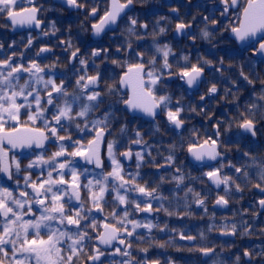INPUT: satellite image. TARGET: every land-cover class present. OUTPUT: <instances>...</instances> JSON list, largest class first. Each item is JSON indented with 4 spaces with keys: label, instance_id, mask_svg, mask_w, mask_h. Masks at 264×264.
Wrapping results in <instances>:
<instances>
[{
    "label": "snow or ice",
    "instance_id": "obj_1",
    "mask_svg": "<svg viewBox=\"0 0 264 264\" xmlns=\"http://www.w3.org/2000/svg\"><path fill=\"white\" fill-rule=\"evenodd\" d=\"M140 2L144 3L146 0ZM63 3L74 9L86 7L83 0H63ZM16 5L17 0H0V15L7 17L12 25L40 26L41 21L37 18L39 8L32 7L17 12L14 10ZM134 7L135 0H106L103 15H99L100 7L96 0H92V6L85 14V19L90 17L98 20V23L91 25L92 34L100 36L106 30L114 32L123 23L127 38L115 49V54L121 57L119 59H110L107 48H93L86 55L81 54L78 47L75 48L69 59L70 62L78 61L81 67L75 69L77 78L74 84L70 82L65 86L64 79L57 84L53 68L41 67L36 60L29 61L27 66L17 63L13 59L17 56L15 52L0 59V173L12 181L18 190L14 191L0 184V264H105V260L108 264H160L158 259L147 258V247L133 249V241L147 242L151 246V239L140 235L137 229H146L147 233L151 234L153 228L162 232L167 225L159 228L151 221L142 222L130 218L129 208L133 213H151L152 204L146 200L143 201L144 207H141V202L136 198L130 200L129 194L136 192L144 197L162 201L164 198L156 193L166 178L160 175V183L155 184L151 190L148 189L146 181L145 185H141L139 181L144 180V177L139 170L145 165L146 157L147 163L156 165V157L152 155L154 145L144 139L140 127L129 129V124L136 119L146 120L152 125L148 135L155 136L161 132L157 118L163 117L165 124L172 130L182 129L185 123L182 118L184 106L179 100L173 104L172 95L167 91L166 77L173 75V65L169 63V57H175L176 53L169 44H160L157 39L167 31L161 26V21L167 18L160 17L153 23L152 45L149 49L141 51L139 41L148 34L149 24L140 22L138 16L128 15ZM172 11L178 13V9ZM217 11L219 17L215 15ZM192 19L195 20L196 17L193 16ZM201 22L204 25L199 30L201 40L212 43L217 34L223 37L227 32L228 38L236 47L234 51L226 52V55L230 60L244 58L235 65L239 71L236 79H232L224 76V56L218 57L219 67L214 71L219 72L220 77L232 86L223 89L224 96L231 95L235 102L239 99L236 94L240 92L241 87L251 86L244 111L239 113L238 121L217 119L213 133L215 139L209 137L199 144L193 141L187 148V152L196 161H204L205 158L216 161L218 158L223 159L228 151L226 145L232 143L231 139L220 141L222 127L224 132H228L235 123L242 133L255 137L258 131L257 123L264 122V78L255 71L253 60L255 56L264 58V0H218L216 7L212 9V19L203 16ZM50 28L53 35L59 31L56 21H50ZM190 28L191 23L185 24L181 21L176 24L178 35H191V39L195 41L197 36L185 31ZM44 35H48V32H44ZM15 43L13 41V45ZM32 43V38H28L26 47ZM65 47H73L71 39L66 42ZM213 47H216V44H213ZM3 48V43H0V49ZM49 51L51 49L42 47L36 55L40 56L41 53ZM146 51H151V55L146 56ZM22 56L23 53H20V57ZM97 59L101 62L110 60V64L122 71L117 73L115 68H105L102 71L96 63ZM182 59L186 63L175 75L189 88L198 87L203 82L204 66H212L213 61L198 57V64H192L187 55L182 56ZM245 64L254 73V79L245 74ZM233 66L229 64L228 68ZM89 67L95 74H89ZM240 80L243 85L238 83ZM257 82L259 89L256 88ZM126 89H130V92ZM218 91L220 89L217 84L212 83L206 93L208 100L216 99ZM200 100L205 102L204 106L207 105L205 95H201ZM239 107L237 104L238 110ZM203 110L202 107L201 111ZM189 111L195 112L196 108L190 106ZM118 113L127 114L133 120L122 118ZM137 113L141 115L137 116ZM204 114L208 115L207 112ZM22 116L26 119L22 120ZM38 121L43 125L42 128L35 127ZM117 124L118 130L114 127ZM129 131L133 132L135 138L131 139L129 145L122 144L121 141ZM73 133L80 138L73 139ZM89 136L91 139L87 138ZM109 136L114 138L107 140L106 137ZM49 142L55 144L56 151H49L46 147ZM159 143H162V139ZM102 144L106 148L109 171H104V160L100 155ZM6 145L20 149L35 147L43 151L36 154L35 160L22 166L21 161L15 157L9 159L10 149H6ZM131 145H143V148L133 152ZM120 147H126L127 150L119 152ZM69 148L72 150L69 151ZM177 148L176 143L169 144L165 148L168 153L166 156L156 149L157 155L164 160V164L156 166L174 168L175 174L168 182L175 181L177 187L184 185L187 188V197L194 193V189L187 187L182 168L176 166ZM179 148H183L182 142ZM237 151H240L239 148ZM133 156L137 171H126L118 157L130 161ZM238 159L241 161L239 166L231 160L228 161L227 167L233 173L231 176L221 175L223 164L203 175L216 187L223 184L226 194L232 189L237 193L243 192L242 184L245 187L252 185L264 194V154L244 151ZM83 165H93L101 171L89 178L91 172ZM37 168L40 172L33 179L31 170ZM81 177H84L83 181ZM187 179L193 178L189 175ZM253 179L258 182L252 184ZM21 181L23 190H19ZM195 197L196 203L204 206V199L200 198V194L195 193ZM228 203L225 196L216 199L217 205L227 206ZM86 204L90 207H86ZM106 204L114 209L109 214L111 222L108 216L103 217L102 221H97L91 215L92 210L103 212V206ZM258 205L264 210V199H260ZM34 206H38L35 211ZM120 206H123L122 216L115 210ZM204 210L207 212L206 207ZM164 211L173 215L167 209ZM259 215V212H253L254 217ZM240 225L243 229L241 236L253 234L252 225L243 219ZM236 232L237 224L233 222L230 232L225 234L234 236ZM260 234L264 235V229L260 230ZM179 236L182 240L195 239L190 235L185 236L183 232L179 233ZM94 240L98 243H93ZM113 242L118 245L114 247V251L101 249V246H112ZM156 246L165 247L163 243ZM86 248L89 251L86 252ZM198 250L204 256L215 252L213 248L208 247ZM134 251L137 255L142 252L145 256L137 259ZM117 254L121 257L118 262L114 259ZM254 254L264 262V247L243 251V256L249 260ZM82 256L86 259L82 260ZM240 261L241 257L237 255L234 264H240ZM214 264L221 262L214 261Z\"/></svg>",
    "mask_w": 264,
    "mask_h": 264
},
{
    "label": "flooded vegetation",
    "instance_id": "obj_2",
    "mask_svg": "<svg viewBox=\"0 0 264 264\" xmlns=\"http://www.w3.org/2000/svg\"><path fill=\"white\" fill-rule=\"evenodd\" d=\"M86 7L83 9H74L63 3V0H17L16 8L17 12H22L25 9H30L32 7H37L40 11L37 14V18L41 21L39 27L32 25L17 26L12 25L8 21L7 17L0 15V43H3L4 48L0 49V59H4L6 56H11L13 52L17 54L13 59L17 63H27L31 60H36L41 67L50 66L53 68L54 78H56L57 84L60 83L61 79L65 80V86L71 82L74 84L77 76L75 75V69H79L81 66L78 61L74 60V63L70 62V54L75 48H79L81 54L89 53L93 48H107L109 50L110 59H119L121 57L115 54L116 47L120 46L123 41L127 38V33L124 32L125 25L123 23L113 32L106 31L100 39H94L91 31V25L93 23H98V20H93L90 17L85 19L86 11L92 6V0H83ZM106 0H96V4L99 5L100 11L99 15H103V8L105 6ZM218 0H146V2L141 3L140 0H135V7L132 11L128 12L130 16H138L140 22H147L149 24L148 34L145 38L139 41L141 45L140 50L145 51L149 49L152 45V27L153 23L160 19V17H166V20L161 21V26L167 29L166 33L159 36L157 39L160 44H169L173 51L176 53L175 57H169V63L173 65L171 77H166L167 91L172 95L173 104L177 100L184 106V112L182 113V118L184 119V127L182 129L172 130L170 126L166 125L163 117H158L157 120L161 127V132L155 136H149L148 131L152 125L146 120L136 119L133 120L132 117L127 116L124 113H118L117 115L133 120L129 124V129L135 127H140L141 131L144 133V139L149 143L154 145L152 150V155L156 157V165L164 164V160L161 156L157 155L156 149H159L163 156L168 153L165 148L171 143H176L177 148V160L176 166L181 167L183 173L186 176L185 184L187 187L194 189V193L185 196L187 188L184 185L177 187L176 182H168L170 177L175 174L174 168H160L156 165L146 163L139 170L144 180L139 181L141 185H145L147 182V187L149 190L155 184H159V176L164 175L166 180L160 185L156 195L162 196L164 199L161 201L159 199L153 200L150 197H144L139 193L133 192L129 194V199L136 198L138 202H141V207H144L143 201H150L152 204V212H135L133 213L131 208H129L130 218H135L142 222L151 221L153 224L163 228L167 225L165 231H159L158 228H153L151 234L147 233L146 229H137V232L145 237H149L152 241L151 246L147 242L137 243L133 241V249L145 248L147 247L148 253L147 258L150 260L158 259L160 264H214V261L221 262V264H234L235 257L239 255L241 257L240 264H264L259 257L255 254L253 258L249 260L243 256V251L245 249L252 251L253 249L258 250L260 247H264V235L260 234V230L264 229V210L259 208L258 201L264 199V194H262L258 189L252 185L245 187L243 192H235L234 189L230 190L229 194H226L224 189L225 186L222 184L216 187L208 177L203 174L212 171L216 167H220L221 164L224 165L221 175L227 174L229 176L233 175L232 170L227 167L228 161L231 160L232 163H236L237 166L240 164L241 152L250 151L253 154L261 155L264 154V122L257 123V135L251 137L250 134L242 133L233 123V126L228 132H224L223 127L221 128L220 141H228L231 139L232 143L227 144L228 151L225 153L223 159L218 158V160H208L205 158L204 161L194 162L190 160V155L187 152L188 146L195 141L196 143H203L205 139L211 137L215 139L213 135L215 128V122L217 119L233 121L234 119L238 121L240 119V112L244 111V104L251 91V86L241 87V90L236 95L239 99L233 102V97L231 95L225 97L223 89L225 87H232L226 79L220 77V73L214 71L216 67H219L217 63L219 56H224V76L236 79L239 68L235 67L241 61L243 57H237L234 60H230L226 52L234 51L236 45L233 41L228 38V33L225 32L223 37L217 34L216 39L212 43L203 41L199 38V30L204 25L201 22L203 16H208L212 19V9L216 7ZM172 9H178L177 12H173ZM216 17H219V11L215 13ZM193 16L196 17L193 20ZM50 21H56V26L59 29L54 35L51 33ZM185 24L191 23V28L185 31L197 36V39L193 41L191 35L177 34L176 24L180 22ZM225 23H227L225 21ZM219 27V25H216ZM44 32H48V35H44ZM124 33L123 35L121 33ZM32 38V45L26 47L28 38ZM63 38L62 40L60 38ZM71 39L72 48H66V42ZM13 41L16 43L13 45ZM216 44V47H213ZM12 45V47H9ZM135 46V45H134ZM47 47L51 51L46 53H41L37 56L36 53L39 52L40 48ZM20 53L23 56L20 57ZM55 55L58 58L62 57L64 61L68 63L69 66H55ZM151 55V51H146V56ZM187 55L190 58L192 64H198V57L213 61L212 66H204V71L202 75L203 82L199 86H193L189 88L184 81L180 80L178 76L175 75L182 69V66L186 63L182 56ZM250 55V53H249ZM255 62V71L264 78V66H257L260 62L255 57H253ZM96 63L100 66L103 71L105 68L113 69L115 65L110 64V60L97 59ZM234 65L232 68H228V65ZM75 66V67H74ZM203 66V65H198ZM47 70V69H46ZM117 73L122 70L115 68ZM55 72L61 73L60 75H55ZM89 74H95L91 67L88 69ZM245 74L249 75L250 78H255L252 70L245 64L244 67ZM83 74V73H80ZM46 79L48 77H45ZM212 83L217 84L218 93L216 94V99L208 100L207 89ZM239 84L243 85V81H238ZM256 88L259 89V83H256ZM129 91V89H126ZM233 92L235 88L233 87ZM43 95V93L41 94ZM205 95L204 101L200 100V96ZM237 104H239V110L237 109ZM196 108L195 112L189 111V107ZM203 107V112L201 108ZM173 110H175L173 108ZM207 112L206 116L204 113ZM209 116L211 119H209ZM22 120L26 117L22 116ZM36 128H42L43 125L38 121L35 125ZM118 130L119 124L114 126ZM195 130V132L193 131ZM179 133V134H177ZM63 135V133H61ZM80 137L73 133V139H79ZM91 139V137H87ZM113 136L106 137L107 140L113 139ZM133 132L129 131L124 139L121 141L122 144H131V139H134ZM162 143H159L161 141ZM218 141V143L220 142ZM183 143V148H179V145ZM6 149H10L8 152L9 159L12 157L21 161L22 166L29 163L31 160L36 159V154L43 151V149L37 150L36 148H31L26 152H16L14 148L6 145ZM46 147L49 151H56L57 148L55 144L46 143ZM143 145H131L133 152L141 151ZM239 148L240 151H237ZM72 149L69 148V151ZM126 147H120L119 152L126 151ZM106 148L103 145L102 158L104 160V165L107 167L106 171L110 170L109 161L106 158ZM121 162L124 164L126 171L135 172L136 160H130L128 164L122 157ZM78 159V158H77ZM89 168L92 175L100 172L101 170L94 168L93 165H83ZM104 167V171H105ZM33 179L39 174L40 169H33ZM45 167V175H46ZM55 175V173H54ZM193 179H187L188 176ZM68 178L67 176L65 177ZM84 177H81V181ZM239 182V181H237ZM256 181L253 179L252 184ZM0 184L8 187L11 190L18 191L15 184L12 181L6 179V177L0 173ZM23 190V182L21 181V188ZM195 193L200 194V198L204 199V206H200L196 203ZM83 195V193H82ZM219 196H225L229 203L227 206L217 205L216 199ZM111 200L112 197H106ZM163 204V208H161ZM34 206V211L36 210ZM66 207H68L66 205ZM86 207L90 205L86 204ZM103 212H97L95 209L92 210L91 215L94 216L97 221H102L103 217L108 216L109 222H111L110 213L114 210L109 205H104ZM207 208L205 212L204 208ZM123 206L115 209L119 215L122 216ZM159 209V210H158ZM164 209L172 212L173 215H168ZM253 212H259L258 217L253 216ZM38 214V213H37ZM243 219L247 224L252 225L253 234L248 236H241V231L243 230L240 221ZM2 221V218H0ZM237 224L236 235L232 236L230 234H225L230 232L232 223ZM225 225L227 227L225 228ZM130 227V226H129ZM183 232L185 236L195 237L194 240L189 241L187 239H180L179 233ZM203 233V236H201ZM131 239V238H129ZM127 242V241H126ZM93 243H98L93 241ZM163 243L165 247L161 248L156 245ZM118 246L117 242H113L112 246H101L102 250L107 252L114 251V247ZM121 248L123 246H120ZM201 247L213 248L215 250L214 254L209 256H204L198 249ZM85 251H89L88 248ZM134 256L137 259L144 257L145 254L140 252L138 255L134 251ZM86 259V257L81 258ZM117 262L121 257L117 254L114 258ZM105 264L108 261L105 260Z\"/></svg>",
    "mask_w": 264,
    "mask_h": 264
},
{
    "label": "water",
    "instance_id": "obj_3",
    "mask_svg": "<svg viewBox=\"0 0 264 264\" xmlns=\"http://www.w3.org/2000/svg\"><path fill=\"white\" fill-rule=\"evenodd\" d=\"M61 1V0H60ZM107 31V30H106ZM105 31V32H106ZM104 33H102L100 36H94L93 35V38L94 39H100L101 37H102V35H103ZM257 58H261V59H264V58H262V57H259V56H256ZM74 63V60H72L71 61V64H73ZM130 90V89H129ZM139 115H141V114H139V113H137V116H139ZM35 148V147H34ZM37 150H40L39 148H36ZM27 150H29V148H24V149H20V148H14V151H16V152H26ZM102 150H103V144L101 145V148H100V155L102 156ZM190 157H191V155H190ZM191 159L194 161V162H198V161H196V160H194L192 157H191ZM127 163H130V161H126ZM233 236V235H232Z\"/></svg>",
    "mask_w": 264,
    "mask_h": 264
},
{
    "label": "trees",
    "instance_id": "obj_4",
    "mask_svg": "<svg viewBox=\"0 0 264 264\" xmlns=\"http://www.w3.org/2000/svg\"><path fill=\"white\" fill-rule=\"evenodd\" d=\"M61 40L63 39L62 37L60 38ZM55 66H69L68 63L66 61H64L62 59L61 56H59L58 58L55 55ZM61 73L55 72V75H60Z\"/></svg>",
    "mask_w": 264,
    "mask_h": 264
},
{
    "label": "rangeland",
    "instance_id": "obj_5",
    "mask_svg": "<svg viewBox=\"0 0 264 264\" xmlns=\"http://www.w3.org/2000/svg\"><path fill=\"white\" fill-rule=\"evenodd\" d=\"M107 170V167H105V171Z\"/></svg>",
    "mask_w": 264,
    "mask_h": 264
}]
</instances>
